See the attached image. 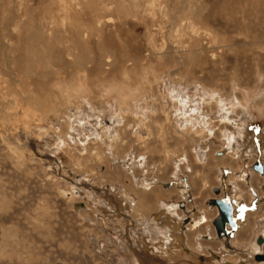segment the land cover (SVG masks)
I'll return each mask as SVG.
<instances>
[{
  "label": "rangeland",
  "instance_id": "374dc122",
  "mask_svg": "<svg viewBox=\"0 0 264 264\" xmlns=\"http://www.w3.org/2000/svg\"><path fill=\"white\" fill-rule=\"evenodd\" d=\"M89 24L97 29L91 38L78 36ZM69 37L80 39L87 59L75 51L72 59L63 56L71 47L65 44ZM39 38L48 42V69L42 70L43 60L34 58L25 71L22 64L27 66L33 40ZM75 57L87 64L70 69ZM139 67L155 76L149 75L144 97L128 76ZM54 84H74L73 89L81 84L87 96L54 123L44 121L45 130L36 129L38 135L13 132L7 123L16 121L18 98L26 93L27 100L51 105ZM103 85L109 92L105 99ZM0 90V264H132L128 221L131 229L134 221L155 213L154 198H172L173 193L180 199L171 203L174 218L161 213L160 205L156 214L165 218L155 224L169 234L167 220L181 226L180 214L184 224L198 212L203 215L197 229H181V249H195L197 264H232L226 259L264 264V259L256 260L264 256V243L256 242L264 238V0H0ZM161 90L166 102L156 98ZM119 94L137 97L130 107ZM170 97L180 101L175 110ZM29 102L23 108L33 110L34 102ZM81 104L85 110L76 114ZM166 107L178 119L180 132L191 129L188 136L176 132L171 114L166 118L162 113ZM5 109L10 113L6 119L1 116ZM51 114L43 117L54 118ZM73 114L89 129L97 122L107 131L95 132L98 140L92 142V131L69 129ZM140 120L145 128L134 133ZM202 126L205 132L194 135ZM111 133V142L100 137L111 138ZM256 163L262 165V175L252 170ZM72 189L78 196L69 200ZM112 195L121 205L112 203ZM99 197L107 201L105 217L93 205ZM142 198L150 209L139 207L134 215V204ZM225 198L236 202L234 209L231 204L236 229L227 226V236L219 238L213 225L220 215L211 203ZM112 216H119L118 222L109 221ZM147 219L148 228L155 226ZM248 244L262 250L243 248Z\"/></svg>",
  "mask_w": 264,
  "mask_h": 264
},
{
  "label": "bare ground",
  "instance_id": "6f19581e",
  "mask_svg": "<svg viewBox=\"0 0 264 264\" xmlns=\"http://www.w3.org/2000/svg\"><path fill=\"white\" fill-rule=\"evenodd\" d=\"M133 1V0H132ZM88 9V8H87ZM94 22V21H93ZM189 22V21H188ZM97 23V22H96ZM74 26V25H73ZM86 26V25H85ZM75 27V26H74ZM96 27H97V25H96ZM84 28V27H83ZM75 29V28H74ZM78 29V28H77ZM77 29H75L76 31H77ZM87 30H86V32H85V30H83L81 33H83L82 35H78V36H80V37H87L88 39H90L91 37V32H92V30H93V27L89 24V26H87V28H86ZM96 29V28H95ZM94 29V30H95ZM73 30V29H72ZM79 30V29H78ZM93 30V31H94ZM97 30V29H96ZM95 30V31H96ZM89 32V33H88ZM176 32V31H175ZM85 33H86V35H85ZM39 34V33H38ZM88 35V36H87ZM43 37V36H42ZM32 38H33V36H32ZM37 38V37H36ZM40 39V38H39ZM99 39V38H98ZM53 40V39H52ZM80 40V39H79ZM79 40L77 39V38H74V37H69L66 41H65V44H69V45H71V47L69 48V49H65V54H63V56L64 57H71V59H72V52H74V53H78L77 55H78V57H80L81 58V56H83L84 58H86L85 57V55L87 54L86 53V48H82V44H81V42H79ZM29 42V41H28ZM33 42H34V48L32 49V50H29V51H31V55L27 58V66H25V65H23L22 64V66H23V68L25 69V71H26V69H28V70H30L28 67L30 66V63H31V60L32 59H34V58H38V59H40V61L41 60H43L42 61V70H46L47 71V66H48V62H47V60H45L46 58H47V50H46V47H47V43L48 42H46V40L44 41L42 38L40 39V42L39 41H37L36 39L35 40H33ZM98 43V42H97ZM25 44V43H24ZM59 44H60V42H59ZM62 44V43H61ZM89 45V44H88ZM29 46V45H28ZM54 46H56V45H54ZM62 46H63V44H62ZM100 48H98L99 50V54H102L103 52H104V49H105V47L104 46H102V44H100ZM176 46V45H175ZM174 46V47H175ZM177 48V47H176ZM88 49V48H87ZM178 49H179V47H178ZM175 51V50H174ZM57 52V51H56ZM92 52V51H91ZM108 52V51H107ZM30 53V52H29ZM178 52H176V54H177ZM180 53V52H179ZM181 53H183V52H181ZM191 53V52H190ZM91 54V53H90ZM93 54V53H92ZM39 56V57H38ZM59 56V55H58ZM62 56V55H61ZM61 56L60 57H57L58 58V61H59V63H61ZM74 56V55H73ZM108 56V55H107ZM78 57H75V58H73V60H70V62H69V67H70V69L72 68H76V66L78 65V67L80 68V67H82L83 65H86L87 63H85L86 62V60H82L83 62L81 63V61H79V60H76V58H78ZM82 57V58H83ZM55 58V57H54ZM105 58H107V57H105ZM178 58V57H177ZM87 59V58H86ZM45 60V61H44ZM51 60V59H50ZM81 60V59H80ZM89 60V59H88ZM102 60V59H101ZM182 60V59H181ZM180 60V61H181ZM37 61V60H36ZM39 61V62H40ZM52 61H56V58L54 59V60H52ZM44 62L46 63V65L44 64ZM107 62V61H106ZM9 63V62H8ZM15 63V62H14ZM49 63H50V61H49ZM58 63V64H59ZM187 63V62H186ZM11 64V63H10ZM10 64H8L7 66H10ZM39 64V63H38ZM58 64H54L55 65V68H56V71H60L59 69H58ZM181 64V63H180ZM36 65V64H35ZM34 65V66H35ZM67 65V64H66ZM89 65V64H88ZM19 66V65H18ZM49 66H50V64H49ZM37 67V66H36ZM85 67V66H84ZM35 68V67H34ZM33 68V69H34ZM143 68V67H142ZM10 69H12V68H10ZM36 69V68H35ZM51 69V68H50ZM81 69V68H80ZM97 69V68H96ZM98 69H100V68H98ZM27 70V71H28ZM9 71V70H8ZM40 71V70H39ZM45 71V72H46ZM135 69H132V73H130L128 76H133V78L130 80L132 83H134L136 86H137V88H138V90L139 89H141V90H143V93H141V95H139L140 97H142L144 94L146 95V92H147V88H144V86H147V85H149L150 83H151V81L150 80H148V78H149V75H152V72L150 71V69L149 70H147V68L145 69V68H143V69H141V67H139V71H135ZM34 72V71H33ZM13 73V72H12ZM81 73H82V75H81ZM76 74L79 76V77H85V75H84V73L83 72H76ZM154 74V73H153ZM70 76V75H69ZM151 78L152 79H155V76L154 75H152L151 76ZM63 79V78H62ZM87 80H88V78H86ZM128 79H130L129 77H128ZM41 80H43V79H41ZM58 80V79H57ZM64 80V79H63ZM70 81H71V78H70ZM90 81V80H89ZM92 82V81H91ZM65 83V82H64ZM67 83H69V82H67ZM79 83H81V82H79ZM162 84V83H161ZM29 85V84H28ZM58 85H60V84H54L53 86H56V93H55V95H53L52 97H54L52 100H53V103H51V105L48 103V106H45L42 102H43V100H39V99H35V100H27V96L24 94V95H21L20 96V98H18V103L19 104H16L17 106H18V109H15L14 111H15V113L13 112V109H12V112L15 114V116H14V114L13 113H11V116H14V118L16 119V121L15 122H10L9 121V119H8V123L7 124H9L8 126H9V128L11 129V130H13V132H15V133H17V132H19V130H21V132L23 131L24 132V130L26 131V134H34V135H38L37 133H38V131H43L44 132V130H45V126H43V123H44V121H46V120H50L52 123H54L55 122V120H56V118L58 119V117H60L59 116V114H67V111H69V110H71V108H73L72 106L73 105H75L76 103H77V101H79V102H84V101H82V99H83V97H86L87 95H84L83 93L84 92H82L83 90H84V88L82 87V85L81 84H79L78 86H76L74 89L72 88L73 86L72 85H74V84H72V85H70L69 87L68 86H58ZM106 85V84H105ZM105 85H103V91H105V88H107V87H104ZM21 86V85H20ZM52 87V86H51ZM27 88V87H26ZM53 88V87H52ZM159 88H161V86L159 87ZM50 91H52V90H50ZM115 91V90H114ZM3 92V91H2ZM32 92V91H31ZM68 92H72L71 93V96H66V94L68 93ZM100 92V91H99ZM117 92V91H116ZM119 92L121 93L122 92V90L120 91L119 90ZM0 93H1V90H0ZM75 93H78V95L76 96V94ZM92 93V92H91ZM101 93V92H100ZM105 93H106V95L105 96H103V98L105 99L109 94H107V93H109V92H107V91H105ZM2 94V93H1ZM4 94V93H3ZM9 94V93H8ZM23 94V93H22ZM69 94V93H68ZM97 94V93H96ZM148 94H150V93H148ZM152 94V93H151ZM30 95H31V93H30ZM70 95V94H69ZM144 95V96H145ZM159 96L158 97H156V98H159V99H161V101H163L162 100V98L164 99L165 97H163L164 96V92H163V90H161V92L158 94ZM10 96H11V94H10ZM13 96L14 97H16L14 94H13ZM46 96V95H45ZM49 96V95H48ZM111 96V95H110ZM109 96V97H110ZM119 96H120V94H119ZM143 96V97H144ZM147 96V95H146ZM149 96V95H148ZM203 96V95H202ZM32 97V96H31ZM35 97V96H34ZM50 97V96H49ZM114 97V96H113ZM135 97H137L136 95L135 96H131V95H127L126 97H122V96H120L119 98H121V100L124 102V104H127V102H128V105L127 106H129L130 105V107H131V102L135 99ZM152 97V96H151ZM168 97V96H167ZM4 98H5V96H4ZM12 98V97H11ZM155 98V99H156ZM14 99V98H13ZM43 99V98H42ZM45 99V98H44ZM114 99V98H113ZM116 99V98H115ZM148 99V98H147ZM29 102V101H32V102H34V103H32V102H29L30 104L32 103V104H34V109L32 110V109H30V110H27L28 108H26V109H24L23 108V103L24 102H26L27 103V101ZM55 100V101H54ZM91 100V99H90ZM120 99H119V101H121ZM168 100V99H167ZM206 100V99H205ZM5 101V100H4ZM13 101V100H12ZM46 101V100H45ZM57 101V104H58V106H55L54 105V103ZM92 101V100H91ZM116 101V100H115ZM119 101H117V102H119ZM153 101V100H152ZM210 101V100H209ZM61 102V103H60ZM93 102V101H92ZM163 102H166V101H163ZM180 101L178 100V99H173L172 97H170L169 98V101H168V104H169V106L171 105L174 109L173 110H175V108L176 107H178V103H179ZM17 103V102H16ZM45 103V102H44ZM75 103V104H74ZM94 103H96V104H98V103H100V102H98L97 103V101L96 102H94ZM136 103V102H135ZM46 104V103H45ZM56 104V105H57ZM84 104V103H83ZM91 104V103H90ZM93 104V103H92ZM162 104V103H161ZM77 105V104H76ZM84 105H86V103L84 104ZM84 105H78V106H76V107H79V108H76V110H74V112L76 113V114H79V113H81L80 111H82V112H84V110H85V107H84ZM166 105V104H165ZM164 105V106H165ZM31 106V105H30ZM168 106V105H167ZM29 107V106H28ZM6 108V107H5ZM41 108L42 109H44V111H41ZM96 108H98V107H96ZM168 108H170V107H168ZM130 110V112H131V110H133L132 108H129ZM155 109V108H154ZM171 109V108H170ZM169 109V110H170ZM8 109H5L3 112H4V114H5V116L3 117V115L1 114V116H2V118H7L8 116H9V114H8V112H9V110L7 111ZM17 110H18V112L19 113H17ZM168 109H167V107L165 108V111H163L162 113L164 114V115H166V118H168V115H169V113L171 114V115H169V117H171V119L172 120H170V122H171V125L174 127V129L176 130V132H180V124L179 123H177L178 122V119L176 118L175 119V117H174V115L169 111ZM97 111L98 110H96V113H97ZM102 111V110H101ZM221 111V110H220ZM219 111V112H220ZM243 111V110H242ZM79 112V113H78ZM103 112V111H102ZM180 112V111H179ZM179 112H178V114H179ZM195 112V111H194ZM50 113H52L51 115H54L53 117L54 118H52L51 116L50 117H43L44 116V114H46V115H49ZM69 113H70V111H69ZM199 113V112H198ZM76 114H73V116H72V118H71V120H70V130L73 132V131H75L76 133H77V129L74 127V126H77L78 127V129H81V132L82 131H85L86 133L87 132H89V133H91L90 131H92L93 132V134H92V136H94L93 137V139H91V141L92 142H96V140H98V138L95 136V134H97L98 132V130L101 132L102 130H105V131H107L106 129H105V127L103 128L102 126H100V124H97V122H95L96 123V125H97V127H99V129L96 127H94L95 129H89L88 128V126L86 125V123H84L83 122V119H75L74 118V116H76ZM85 114V113H84ZM176 114V113H175ZM83 115V114H82ZM81 115V116H82ZM132 115H134V116H137V117H139V118H141V116L137 113V112H133V114ZM221 115H223L222 113H221ZM22 116H23V118H22ZM176 116V115H175ZM224 116H227V114L225 115L224 114ZM92 117V116H91ZM221 117H223V116H221ZM77 118V117H76ZM87 118V117H86ZM15 119H13L12 118V120H15ZM90 119V118H89ZM96 119V118H95ZM145 119V118H144ZM231 119V118H230ZM249 119V118H248ZM166 120V119H165ZM202 120H204V119H201V122H202ZM87 121H89V120H87ZM91 121V120H90ZM231 121V120H230ZM198 122V121H197ZM203 122H205V121H203ZM226 122H227V120H226ZM93 123V122H92ZM231 123V122H230ZM46 124V123H45ZM178 124H179V126H178ZM110 125V122H109V124H108V126ZM113 125H114V123H113ZM112 125V126H113ZM207 125V124H206ZM93 126V125H92ZM145 125H144V123H143V120H140L137 124H136V126L135 127H133V128H135L134 129V133H136V132H138V130L139 129H141V127H143V128H145L144 127ZM237 126V125H236ZM50 127V126H49ZM114 127V126H113ZM117 127V126H116ZM129 127H131V126H129ZM21 128H23V129H21ZM132 128V129H133ZM210 128V127H209ZM38 131H37V130ZM110 129H112V128H110ZM115 129V128H114ZM117 129V128H116ZM211 129V128H210ZM90 130V131H89ZM182 130V129H181ZM205 130H206V127H204V126H202V128H199V131L197 130V129H195V131L193 132L194 133V135L196 134H201L202 132H205ZM193 131V130H192ZM95 132H97V133H95ZM110 132H112V130L110 131ZM117 132V131H116ZM191 132V129L189 130H183L182 132H180V134L183 136L184 135V137L185 136H188V134ZM207 132V131H206ZM210 132H212V131H210ZM89 133H87V134H89ZM113 133V132H112ZM111 133V138H110V134H108V135H104V134H101L100 135V137L103 139V138H106L107 137V139H108V141H112L114 138H115V135H113ZM13 134V133H12ZM25 134V135H26ZM40 134V133H39ZM87 134H85V135H87ZM100 134V133H99ZM179 134V133H178ZM19 135V134H18ZM71 135V134H70ZM180 135V136H181ZM231 135V134H230ZM72 136H76V135H72ZM72 136H69V137H71V139L72 138H74V137H72ZM88 136V135H87ZM116 136H117V134H116ZM15 137V136H14ZM21 137V136H20ZM25 137H27V136H25ZM91 137V136H90ZM232 137V136H231ZM51 138V137H50ZM240 139V138H239ZM23 140L24 139H22V143H23ZM81 141H85V139H80ZM100 140V139H99ZM233 140V139H232ZM37 141H38V139H37ZM73 141V140H72ZM115 141V140H114ZM202 141V140H201ZM71 142V141H70ZM225 142V141H224ZM244 142V141H243ZM14 143V142H13ZM78 143V142H77ZM79 143H81L82 145H84L83 143L84 142H80L79 141ZM238 143V142H237ZM24 144V143H23ZM38 144V143H37ZM80 144V145H81ZM67 145V144H66ZM73 147V146H72ZM30 148V147H29ZM242 148V147H241ZM252 148V147H251ZM25 149V148H24ZM56 149V148H55ZM227 149V148H226ZM237 149V148H236ZM51 150V149H50ZM57 150V149H56ZM235 150V149H234ZM18 151V150H17ZM225 151V150H224ZM237 151V150H236ZM196 152V151H195ZM44 153H46V152H44ZM224 154V153H223ZM236 155V154H235ZM30 158V157H29ZM48 158V157H47ZM234 158V157H233ZM23 161V160H22ZM48 161V160H47ZM42 162V161H41ZM43 163V162H42ZM122 165V164H121ZM256 165H259L260 166V168L261 169H257V170H259V171H255L254 170V167L256 166ZM126 167V166H125ZM187 167V166H186ZM252 170L253 171H255V172H258V174H260V175H262L263 174V168H262V165L260 164V163H256L255 165H253L252 166ZM136 181V180H135ZM143 181V180H142ZM140 182V181H139ZM139 182H137L138 184H141V183H139ZM136 183V182H135ZM152 183V182H151ZM233 183V182H232ZM142 185V184H141ZM144 185V184H143ZM147 185V184H146ZM182 185V184H181ZM86 186H88V185H86ZM149 186V185H148ZM184 186V185H183ZM232 186V185H231ZM91 188V187H90ZM237 188V187H236ZM83 189V188H82ZM93 188H91V190H92ZM145 189H147V187H145ZM90 190V191H91ZM94 190V189H93ZM95 191V190H94ZM237 191V190H236ZM170 192V191H169ZM238 192H240V191H238ZM114 193V192H113ZM137 193H139V192H137ZM165 193H168V192H165ZM165 193H162V195L164 196V194ZM172 192H170L169 194H171ZM146 194V193H145ZM145 194H143V195H145ZM174 195H172V198L171 197H169L168 199H165V198H162V196L161 197H159L158 196V198L156 197V198H154V200H156V206H154L155 207V210L156 211H154L155 213H152L151 215H148V217L147 218H149L150 217V220L153 222V224L155 225V226H151L150 228H148L147 227V225L149 224V219H147V218H144L143 220H137V221H134V226L130 229V227H131V225H132V223H130V220L128 221V222H126V224L128 223L129 224V226L130 227H127V228H129L128 229V232H127V234L129 235V244L131 245V246H133L132 248L134 249V251L135 252H132V264H197L196 263V261H197V258H196V254L197 253H195L196 251H195V249H192V251L191 252H189L188 250H185V249H181V243H183L182 241H183V238H182V228H183V226L181 225V226H178V225H176L174 222L175 221H173V220H171L170 219V221L169 220H167L172 226H171V231L172 232H170L169 234H168V230H163V232H161L160 231V229H159V227H158V225H156L155 223H158V221H161L162 220V218L164 217V216H161L160 218H159V216H158V214H156L157 213V209H159V207H160V205H162L163 207H161V208H163L162 210V212L161 213H163L164 212V215H167V217H173L174 218V215H172L173 213H171L170 212V210H171V208H173L174 206L171 204V203H173L174 201L175 202H177V201H179L180 199H177V198H175L174 199V197H177V194L176 193H173ZM240 194H242L241 192H240ZM64 195V194H63ZM91 195V194H90ZM103 195H105V194H103ZM114 195H116V194H114ZM76 196H78V194L76 193V192H74V190L72 189L71 190V193H70V195L68 196V198L67 199H69L70 200V198L71 197H76ZM108 196V195H107ZM182 196V195H181ZM92 197V196H91ZM118 197V196H117ZM117 197L116 196H114V198H113V195H112V198H111V200H112V203L113 204H118V205H121V204H119L120 202H119V200L117 199ZM90 198V197H89ZM88 198V199H89ZM101 197H99V199L98 198H96V200H95V198H92L93 200H95L94 201V206H95V208H97V211H100L99 213H101L102 214V216H104L105 215V213L106 212H108V213H106V214H109V211L107 210H105L106 208H107V205H106V203L105 202H107V201H105V200H101L100 199ZM237 199H238V197H236ZM98 199V200H97ZM104 199V198H103ZM108 199V198H107ZM133 199V198H132ZM223 199V198H222ZM222 199H217V200H213V203H214V201H220V200H222ZM89 200H91V199H89ZM110 196H109V204H110ZM124 200V199H123ZM138 201H137V203L136 204H134V211L132 212L134 215H136V213H135V211H137L138 212V208L140 207H143V206H146L148 209H150L149 207V205H147V201L144 199V198H142L141 200L140 199H137ZM228 200V199H227ZM241 200V199H240ZM117 203H116V202ZM125 201V200H124ZM123 201V202H124ZM127 201V200H126ZM130 201H132V200H130ZM91 202H92V200H91ZM228 203H229V201H227ZM132 203V202H131ZM134 203V202H133ZM148 203H149V201H148ZM231 204H232V207H233V209H234V206L236 205V202L234 201V202H230ZM127 204V203H126ZM129 204V203H128ZM128 204H127V206H128ZM111 205V204H110ZM110 205H108V207H110ZM116 205L114 206L115 208H116ZM125 204H123V206H124ZM132 206L133 205H131V208L130 209H132ZM215 207H216V205H214ZM176 207V206H175ZM111 208V207H110ZM109 208V209H110ZM122 207H120L119 208V210H118V212L120 213V212H122L123 210V208L121 209ZM126 208V207H125ZM176 209V208H175ZM232 209V210H233ZM122 210V211H121ZM160 210V209H159ZM77 211V210H76ZM129 211V210H128ZM175 211V210H174ZM114 212V211H113ZM127 212V211H126ZM115 213V212H114ZM125 213V212H124ZM113 214V213H112ZM116 214H117V211H116ZM121 214V213H120ZM157 216H156V215ZM113 215H115V214H113ZM124 215V214H123ZM106 216V215H105ZM104 216V217H105ZM125 216V215H124ZM128 216V215H127ZM177 216V215H176ZM200 216V215H199ZM113 218H109L108 220L110 221H112V222H114V221H117V219H118V217L117 218H114V217H116V216H112ZM145 217V216H144ZM155 217H156V219H155ZM182 217V216H181ZM127 218V217H126ZM165 218V217H164ZM178 218V217H177ZM229 218H230V221H231V217L229 216ZM263 218V217H262ZM127 219H129V218H127ZM136 219V218H135ZM155 219V220H154ZM180 219V218H179ZM164 220V219H163ZM204 220H205V217H198V216H196V214H195V216H193V218H191L190 217V223L189 224H187V228L188 229H191V230H193V229H197L198 228V226L202 223V222H204ZM131 221H133V220H131ZM145 221V225H146V228H144L143 227V222ZM166 221V220H165ZM225 221V220H224ZM243 221V220H242ZM118 222V221H117ZM147 222V223H146ZM152 222H150V225H152ZM168 222H166V223H168ZM181 222V221H180ZM225 222H227V220L225 221ZM234 222V223H233ZM232 223H233V228L234 229H236V224H235V221H233ZM259 222V221H258ZM168 223V224H169ZM178 223V222H177ZM228 223V222H227ZM114 224V223H113ZM164 224V223H163ZM167 224V225H168ZM170 224H169V226H170ZM240 224V223H239ZM180 225V224H179ZM127 226V225H126ZM126 226H125V228H126ZM213 226H215V225H213ZM227 226L228 227H230L228 224H226V227H225V230L220 226V231H221V235H220V237H222V236H224V235H226L227 236V234H228V231L226 230V228H227ZM117 228H118V226H116ZM241 227V226H240ZM154 228V229H153ZM163 228H164V226H163ZM169 228V227H168ZM185 228V227H184ZM186 229V228H185ZM231 229V228H230ZM256 229V228H255ZM121 230V229H120ZM123 232V231H122ZM124 232H125V230H124ZM160 233V234H159ZM264 233V232H263ZM126 234V235H127ZM168 234V235H167ZM216 234H217V232H216ZM127 235V236H128ZM161 235V236H160ZM217 236H218V234H217ZM232 236H233V234H232ZM184 237V236H183ZM197 237V236H196ZM200 237V236H199ZM198 237V238H199ZM205 237V236H204ZM219 237V238H220ZM155 238V239H154ZM142 239V240H141ZM203 239V238H202ZM141 241H143V244L145 243H147L146 245L144 244V246H142L140 243H142ZM257 244L259 245L260 243L262 244V242L264 243V238L263 239H260V238H258L257 239ZM169 243V244H168ZM248 243V242H247ZM250 244V243H249ZM249 244L246 246V245H242V246H244L243 248H249L250 250H252V251H257L259 248L256 246L255 248H254V246L252 245V247H250L249 246ZM131 246H129V247H131ZM198 246V245H197ZM195 247V246H194ZM184 248V247H183ZM263 248V247H262ZM188 249H190V248H188ZM248 250V249H247ZM259 250H262L261 248L259 249ZM127 251V250H126ZM246 252V251H245ZM191 253L193 254V255H191ZM220 253V252H219ZM187 254L188 255H190V256H187ZM221 254V253H220ZM219 254V255H220ZM229 254V253H228ZM249 254V253H248ZM198 255H200L199 253H198ZM251 255V254H250ZM260 259H264V256H258V257H256V260H260ZM226 262H229V263H232V264H249V263H247V262H243V263H239V261L238 262H236L235 260H231V259H226ZM206 264H222L220 261H218V262H213V261H209V262H207ZM262 264V263H261Z\"/></svg>",
  "mask_w": 264,
  "mask_h": 264
},
{
  "label": "water",
  "instance_id": "95a60500",
  "mask_svg": "<svg viewBox=\"0 0 264 264\" xmlns=\"http://www.w3.org/2000/svg\"><path fill=\"white\" fill-rule=\"evenodd\" d=\"M257 169H261L259 165H256L254 167V170L255 171H259ZM227 198H225L224 200H220V201H214V203L212 202L211 204L212 205H216V208L218 209V212H219V219L214 223L215 227H216V232L218 234V236L220 237L221 235V231H220V226L225 230V227H226V224H228L230 226V228H232V230L234 229L233 228V220H232V216H231V213H232V207H231V203H228L227 202ZM229 216L231 217V221H230V218ZM227 220V222L225 221ZM233 222V223H232Z\"/></svg>",
  "mask_w": 264,
  "mask_h": 264
},
{
  "label": "crops",
  "instance_id": "0c3cea01",
  "mask_svg": "<svg viewBox=\"0 0 264 264\" xmlns=\"http://www.w3.org/2000/svg\"><path fill=\"white\" fill-rule=\"evenodd\" d=\"M178 189V188H177ZM181 197V196H180ZM182 200H185V199H183V198H181ZM179 201H177L176 202V204L178 203ZM191 203V202H190ZM192 204H193V201H192ZM178 206V205H177ZM193 207V205H191V207L190 208H192ZM199 210H201V208H198ZM188 210H191V209H186V211L185 212H188ZM176 212H177V208H176ZM180 214V213H179ZM200 215V216H199ZM180 216H182L181 214H180ZM198 217H202L203 215H201L199 212H198V215H197ZM191 217V216H190ZM185 218L182 216V217H180V220H181V225H187V223L186 224H184L185 222H186V220H184ZM188 223H190L189 221H188Z\"/></svg>",
  "mask_w": 264,
  "mask_h": 264
}]
</instances>
